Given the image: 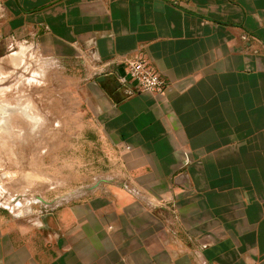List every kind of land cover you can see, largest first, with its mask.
<instances>
[{
  "label": "crops",
  "instance_id": "obj_1",
  "mask_svg": "<svg viewBox=\"0 0 264 264\" xmlns=\"http://www.w3.org/2000/svg\"><path fill=\"white\" fill-rule=\"evenodd\" d=\"M1 40L69 64L121 169L0 264H264V0H0ZM138 55L166 95L133 89Z\"/></svg>",
  "mask_w": 264,
  "mask_h": 264
},
{
  "label": "rangeland",
  "instance_id": "obj_2",
  "mask_svg": "<svg viewBox=\"0 0 264 264\" xmlns=\"http://www.w3.org/2000/svg\"><path fill=\"white\" fill-rule=\"evenodd\" d=\"M42 64L0 41V241L14 245L42 233L56 239L59 213L88 203V184L121 169L110 149L88 139V103L69 64Z\"/></svg>",
  "mask_w": 264,
  "mask_h": 264
},
{
  "label": "built area",
  "instance_id": "obj_3",
  "mask_svg": "<svg viewBox=\"0 0 264 264\" xmlns=\"http://www.w3.org/2000/svg\"><path fill=\"white\" fill-rule=\"evenodd\" d=\"M127 71L129 78L136 84V88L133 89L158 96L166 95L167 81L150 66L143 55H138L129 61Z\"/></svg>",
  "mask_w": 264,
  "mask_h": 264
},
{
  "label": "water",
  "instance_id": "obj_4",
  "mask_svg": "<svg viewBox=\"0 0 264 264\" xmlns=\"http://www.w3.org/2000/svg\"><path fill=\"white\" fill-rule=\"evenodd\" d=\"M40 201L45 202L42 198H39Z\"/></svg>",
  "mask_w": 264,
  "mask_h": 264
}]
</instances>
